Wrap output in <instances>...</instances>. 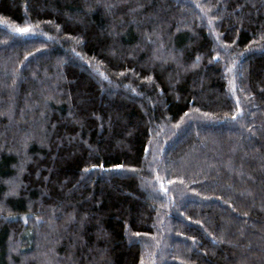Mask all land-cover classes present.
<instances>
[{"label": "trees", "instance_id": "16d2710c", "mask_svg": "<svg viewBox=\"0 0 264 264\" xmlns=\"http://www.w3.org/2000/svg\"><path fill=\"white\" fill-rule=\"evenodd\" d=\"M0 264H264V0H0Z\"/></svg>", "mask_w": 264, "mask_h": 264}, {"label": "snow or ice", "instance_id": "6c2138e0", "mask_svg": "<svg viewBox=\"0 0 264 264\" xmlns=\"http://www.w3.org/2000/svg\"><path fill=\"white\" fill-rule=\"evenodd\" d=\"M28 30L29 29H27V28H18V29H16V31H19V32H22V33H26ZM237 110L239 111V108ZM116 167H120V165H117ZM85 171H87V169Z\"/></svg>", "mask_w": 264, "mask_h": 264}]
</instances>
